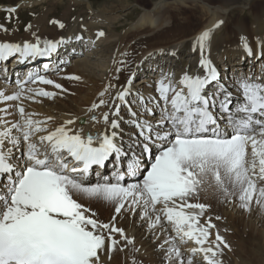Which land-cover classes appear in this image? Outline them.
Instances as JSON below:
<instances>
[{"label":"snow or ice","instance_id":"6c2138e0","mask_svg":"<svg viewBox=\"0 0 264 264\" xmlns=\"http://www.w3.org/2000/svg\"><path fill=\"white\" fill-rule=\"evenodd\" d=\"M9 11L15 12V8ZM211 35L206 30L198 36L201 50ZM242 47L252 54L246 40ZM56 48L57 43L50 41L44 48L27 42L22 47L0 43V60H7L15 53L25 57L46 56ZM200 66L206 70L202 76L186 73L178 85L169 77L159 82V98L165 107L156 124L161 130L167 127L168 131L161 134L148 121H133L144 140L155 138L160 143L159 154L139 182L121 183L125 176L117 173L115 183L85 184L93 166L104 167L113 154L115 158L126 155L116 143L117 131L94 138L61 125L46 135H37L46 131L47 120H34V114H26L22 106L18 107L22 123L9 126L0 117V264H100L99 253L105 248L113 250L118 244L112 233H120L127 239L122 229L92 218L95 213L74 199V193L114 203L117 214L125 209L126 203L133 211L142 207L145 217L149 211L159 213L150 227L166 220L182 241L187 238L200 246L191 249L193 253H204L207 264H221L217 259L222 251L220 244L229 246L217 234L212 242L215 249L203 247L210 236L209 229L215 226L210 221L201 225L199 217L207 206L189 201L211 177L226 196L230 194L229 185L238 189L242 208H249L257 192V203L264 202V187H257L258 181H264V120L253 117V114L264 116V81L256 82L253 78L240 82L244 101L238 111L244 116L229 119V132L218 126L211 109L219 107L229 112L231 101L227 97L231 93L218 89L219 96L224 98L217 103V96L208 95L207 87L217 81L218 72L205 58L200 60ZM37 79L44 84L53 83L43 76ZM128 93L129 89L125 88L118 93V99L123 102ZM37 95L54 94L39 90ZM19 97V93L5 96L0 92L3 100ZM103 119L108 122L107 113ZM73 123V120L65 122ZM110 128H119L116 119L111 120ZM13 130L19 135H14ZM21 141L26 144V151L21 159L14 160L13 150ZM144 151H149L147 144ZM140 168V158L132 159L127 165V175L137 176ZM172 252L177 258L181 255L179 248H173ZM187 264L192 261L188 260Z\"/></svg>","mask_w":264,"mask_h":264},{"label":"bare ground","instance_id":"6f19581e","mask_svg":"<svg viewBox=\"0 0 264 264\" xmlns=\"http://www.w3.org/2000/svg\"><path fill=\"white\" fill-rule=\"evenodd\" d=\"M129 1L131 4L135 3L139 7L141 6L140 8H142V11L139 20L134 25V31L131 33L128 32L127 34L125 33L124 35L119 33L118 27L115 25L116 20L120 19L119 17L121 15L113 16L110 9L104 11L97 10V8H94L92 1L89 2L88 5L92 12L88 13L86 17L80 14L73 18L70 21V27L66 31H64V26L62 28L60 27L62 22L65 23L64 16H68L66 13L54 22H46L45 28L23 34L20 38H14L12 35V40H6L7 36L3 32L4 27H0V37L2 38L0 39V43L18 44L22 47L24 43L27 42L30 44H38L41 48H44L46 42L49 41L57 43L55 51L50 52L46 56H40L44 62L41 67L42 69L49 67L54 69L57 67L54 64L55 60L57 61L60 57H64L68 58L69 61L74 62V66H77L80 70L77 76L67 75L65 79L62 78L64 79L63 81H58L57 84L61 85V88H64L63 90L65 94L61 100L60 98L59 100L55 99L49 107L46 105L40 106L38 104L37 109L47 113L46 116L43 114L46 120H48L49 117H53L56 112L59 114L61 113V116L50 121L52 122V129L38 133L37 135H46L48 132L55 130L56 126L58 127V125L60 126L63 124L73 132L79 131L84 134L87 127L84 124V126L77 124L75 122V119L77 120L76 117L79 115L84 116L85 114L90 115V112H97L99 118L96 120L89 119L86 121V124H91L90 131H95L97 133L94 138L102 133H109L113 130L119 133L116 143L122 148L126 155L115 158V154H113L114 159L117 161L115 167L118 173L127 170V166H125L127 161H131L136 157L144 159L145 161L144 146L147 144L149 148L155 147L157 142L155 138L151 141L144 140V138L139 135V130L133 123L136 118H134L135 116H133L130 106H132V99L136 97V92L134 89H131L128 84L131 75L137 68L145 72V75L140 77L138 84H150L153 87H150L152 90L155 86L158 90L159 82L165 77L170 78V76H173V82L178 85V81L182 77L180 76V73L184 70H193L197 75H204L206 70L200 66V60L202 58L209 60L218 72V79L207 87V93L210 94L213 92V95H216L218 98L217 103L219 102V99L224 98L219 96L218 89L231 93V95L227 97V99L231 101L229 112L225 113L221 111L219 107H215L212 111L217 123L221 122L220 125L226 127L225 129L227 130L231 129L228 123L229 119L236 117L242 118L244 116L243 113L238 111L244 101L242 99L244 98L242 89L239 86L240 82L244 79L251 81L253 78H255L256 82L264 81V0H159V2H154V9H148L145 7L147 0H125L124 5L117 9L114 8V4H111L110 7L113 6V12L117 11L126 13ZM35 5L37 4L33 5V3H31L29 7ZM115 5L118 6L119 4ZM192 6L200 8L203 12L195 23L188 18L192 14L187 13V8ZM162 13L166 14L159 18ZM90 14L92 15L89 16ZM205 14H211L212 18L210 19L209 16L206 17ZM167 18H172L174 24L179 23L181 26L176 30L166 29V27L163 26V22ZM208 18L209 23L205 24ZM182 19H184V22ZM218 22L222 23H220V26L217 28L215 25ZM0 24L8 26L6 22L0 21ZM206 30H210L212 35L207 41L205 48L201 50L197 43V38ZM100 32H103L104 35L100 36ZM145 33H149V35L143 36ZM139 36L141 37L138 39ZM130 39H135L136 43L129 45L127 50L122 51V45L133 41H130ZM245 40L251 48L252 54H249L248 50L242 47V42ZM140 52H142V54ZM17 54L18 55L14 54L11 57L15 58L13 65H10L8 62L10 57L7 60H3V68H0V74L3 75L0 76V80L4 79L3 81L7 82L5 78H11L14 73L20 72L23 66L28 67L26 73L29 69L34 71V69L37 68V64L40 63V58L38 56L25 57L21 56L19 53ZM121 61H123V63H121ZM219 64L223 69L224 76H226L230 84H225L221 81L222 72ZM239 70H241V72ZM26 73H24L23 76H25ZM229 73L231 75L239 74L234 82L230 80L231 77H228ZM46 75L49 76L48 73H45L43 76ZM60 75L61 74H59V76ZM69 77H78L79 79H70ZM30 85L31 84L27 86L26 91L30 89ZM224 85L228 87L230 85L228 91L224 87L221 89V86ZM11 87L12 86L7 87L6 85L0 84V90H7L5 96L14 95V93H18L20 90ZM125 88L129 89V93L122 102L118 99V93ZM45 89L46 88L41 87V90L46 91ZM37 92L38 91H34V93H31L30 95L24 94V97L31 96V98L35 99L45 97L37 95ZM70 93L72 96H70ZM101 93H103V95H101ZM158 98L156 99V102L159 105L162 103L164 105V102ZM101 100L105 101V103L101 104ZM75 102L83 106L80 110L82 114H79L80 111ZM127 102L130 104L129 107L127 106ZM93 105H99V107L94 108ZM163 105L162 110H164L165 107ZM117 106H119L118 109ZM7 110H9V112L7 111L8 114H5V117L13 118L17 116H15L9 108ZM52 112L54 113L51 115L50 113ZM68 113H70V115H68ZM105 113H107L109 117L107 123L103 119ZM2 114L0 115L2 116ZM159 114L160 120L163 111ZM2 117L4 118V116ZM253 117L254 119L264 120V116H260L259 114H253ZM34 119L37 120V117H34ZM113 119L118 121V129L110 128V122ZM10 120L11 119H9V121ZM19 120H21L20 117ZM68 120H73L74 123L66 125L65 122ZM153 127L158 131H161V134L168 131L167 127L162 130L159 129L156 123ZM96 143L97 141L94 140V145ZM22 148L23 146L19 145L18 150L22 151ZM131 153H134L135 155ZM143 164L144 162L141 160V166ZM109 166V160L105 162L104 167L93 166V168L89 170L88 175L94 174L99 176L100 174H107ZM141 179H131L126 181L125 184L139 182ZM210 181L212 185L216 186L212 179H210ZM261 184L264 185V183ZM259 185V182H257V187H259ZM216 189L217 187L215 189L213 187V189L211 188V190H208L210 192L213 190L212 193H214L216 192ZM235 190L239 191L238 189H234V191ZM219 191L217 190L216 194L213 195H210V193L207 192V195L205 194L207 196V202L203 201L204 205L207 206L205 212H207L208 215H211L212 219L209 217L207 220V214L206 216H202V220H204V223L206 224L208 221H213L221 215L220 222L217 225L215 224V227L213 228L214 230L212 229V234H219L229 247L225 248L223 244H220V249L222 251L217 259L221 261V264H233L232 257L238 256L239 263L236 264H241V261L246 263L243 259L246 250L243 251V248H240V246H242L240 242L243 237L239 242L240 246L238 243L239 247H237L236 238L238 240V238H240L239 236H244L245 233H248L249 235V232H251L250 235L257 236L258 238H256L259 240L258 242L255 240L258 244V252L256 251V248L252 249L258 254L256 255V252L254 253V251H252V254H255L254 257L249 258L252 263L249 262L246 264H264V202L255 203L254 205L249 206V208H242L240 206L241 201L231 205L233 208L238 207L235 218H233L234 216L232 217L230 213L228 214L225 205V203H228L226 201H229L230 199L229 195V199L226 197L225 200L219 195ZM202 194L204 193L202 192ZM237 194L239 195V192H235V196H237ZM256 196H258V192L254 195L252 203L256 202ZM234 199L236 200V197ZM203 200L205 199L203 198ZM232 202H234V200H232ZM113 207L98 206V213L101 212V214L93 216L92 218L97 219L101 223H108L114 225L116 228L122 229L123 233L125 232L124 237L127 239L122 238L120 233H112L113 238L118 241V244H116L113 250L109 251L105 248V250L99 253L100 264H176L173 260L169 263H164L162 261V263H159L160 260H162V257H164V253L167 252V249L165 251L161 249L160 252L157 249L163 247L160 246V243L164 239H168L167 248H170L172 244L178 242L176 240L178 237L175 235L176 232L174 231L173 225L162 219L161 222L154 227H150V224L148 223V225L145 226L146 224L144 225V223L146 221L151 222L159 213L149 211V216L145 217L144 209L138 207L135 209L134 215H130L132 217L128 219L125 215L127 212L125 214L119 213V216H115V214L111 212ZM228 210L230 209L228 208ZM233 210L235 212V209ZM216 212L218 213L217 216L214 214ZM244 213L246 214L243 215ZM113 217H115V219H113ZM220 226L228 228V233H220ZM234 227H236L235 231H233ZM157 232L160 233L158 239L156 236L152 237V234H157ZM155 238L157 240L153 242ZM245 238L247 239L246 236ZM128 240H131L132 242L128 243ZM180 241L179 238V243ZM217 243L219 242L217 241ZM246 243L247 241L245 244L243 243V247H247ZM256 243L255 245H257ZM123 244L128 245L125 250ZM191 244H193L192 246L190 245L193 248L200 247L194 242ZM213 246L209 244L207 245V242L203 245V247ZM254 246L252 245V247ZM184 247L186 246L184 245ZM213 248H215V246ZM143 249L146 250V252L141 253ZM248 249L249 248L247 247V250ZM249 252L244 258L248 259L247 255L249 256ZM233 254L234 256L231 257ZM236 257H234V259ZM237 258L235 260L238 262ZM191 260L194 261V264H207L204 259V253H197L196 256H192Z\"/></svg>","mask_w":264,"mask_h":264},{"label":"rangeland","instance_id":"374dc122","mask_svg":"<svg viewBox=\"0 0 264 264\" xmlns=\"http://www.w3.org/2000/svg\"><path fill=\"white\" fill-rule=\"evenodd\" d=\"M91 1L93 2L94 5L92 3L91 4L94 6V8H97V10L104 11V10H109L110 9L112 11V15L113 16L121 15L119 17L120 19L116 20V23H115V25L118 27L119 33L121 35H124L125 33L127 34L128 32L131 33V32L134 31V25L136 24V22L139 20V17L141 16V11H142V8H140L141 6L139 7L135 3H132L131 4V2L129 1V6L127 7L126 13L125 12L124 13L117 12V11L113 12V10H112L113 6H114V8L117 9L118 7H121L122 5H124L125 0H0V21L6 22L8 24V26H4L3 24H0V27H4L3 32L7 36L6 40H12L11 39V36L12 35H13L14 38H20L23 34L35 32L36 30L45 28L46 27V22H49V21L54 22L55 20H58L59 17L64 16V14L66 13L68 16L67 17L64 16L65 23L62 22V24L64 26V31H66L70 27V21L73 18L77 17L80 14L82 16H85L86 17L88 13H91L92 12L91 9H89V6H88L89 5V2H91ZM155 1L156 2H159V0H152V1L151 0H147V3L145 5V7L148 8V9H154V6H155L154 5V2ZM31 3H33V5L34 4H37V5L32 6V7H29L31 5ZM73 4H75V5H73ZM111 4H114V5L112 7H110ZM115 4H119V5L116 6ZM199 5H200V3H199ZM7 6H9L11 8H9ZM12 8H15V12L9 11V9H12ZM156 9H157V7H156ZM187 10H188L187 13L192 14L188 18L191 19L193 21V23H195L197 21V19L200 16L201 13L203 14V12H202V10H200V8H197V7H194V6H192L190 8H187ZM172 12H174V11H172ZM164 14H166V13H162L159 18H161L162 15H164ZM91 15L92 14H90L89 16H91ZM208 16H209L210 19L212 18V15L211 14L206 15V17H208ZM209 18H208V20H206V23L205 24H208L209 23ZM182 21L184 22V19H182ZM163 26L166 27V29H174V30H176L181 25L179 23L174 24V20L172 18H167L163 22ZM145 35H149V33L143 34V36H145ZM162 35H164V34H162ZM140 37L141 36H139L138 39ZM0 39H2V38L0 37ZM130 41H132V42H130ZM130 41H129L130 43L127 42L124 45H122L123 46L122 47V51L123 50H127L129 45L136 43V40L135 39H130ZM126 44H127V46H126ZM140 53L142 54V52H140ZM15 55H18V54L15 53ZM11 57H10V60H11V62H13L12 59H15V58H11ZM10 60L8 61L9 63H10ZM43 63L44 62L41 59V62H40V66L41 67H42ZM121 63H123V61H121ZM54 64L57 66L54 69H51V67L44 68V69L41 68L40 69V66H38L39 67V70L35 74H33L32 78L27 83H25V84H22V83L19 84V83H17V80H21L22 79V75H23L24 71H21L18 75L13 76L12 79H10L8 82H4V83H3V81L0 82V84L6 85L7 87H9L8 85H10V86H12L11 88L18 89V90L20 89L21 90V91L19 90V92H18L20 94V97L17 100H6V103H5V100L3 101V99L2 100L0 99V110H2V109H6L7 110L9 108L12 111V113H14L15 116L17 115L16 117H13V118L10 117L9 118V117H5L6 116L5 114H8L7 111L9 112V110H7L6 112L5 111H0V114L3 113L2 114V116H4L3 119L4 120L6 119L8 121L9 126L11 124L17 123V122H21L22 123V118H21V115H20V113L18 111V107H21L22 106L25 109V113L26 114H34L33 115V119H34V117L35 118L37 117V120H39V119L40 120H42V119L46 120L45 117H44V115L46 116L47 113L45 111H40L39 109H37L38 108V104L40 106L46 105L47 107H49V106H51L52 102L55 99L56 100H59V98H60V100H61V98H63V96L65 95L64 94V90H63L64 88H57V87H55V85L58 83V81L59 82H61V80L63 81L67 77V75H72V76L73 75H76L77 76V74H79L80 70L77 68V66H74V62H71V61H69L68 58H64V57H60L59 60H57ZM10 65H12V64H10ZM0 66H1V62H0ZM219 67H220L221 72H222L221 81H223L225 84H230V82L228 81V79L226 78V76H224V72H223V69L220 66V64H219ZM124 70H125V68H124ZM244 70H245V68H244ZM71 71H72V73H71ZM239 71L241 72V70H239ZM136 72H138V74H136L133 77V79L131 80V83L129 85V87L131 89H134L135 92H136V97L132 99V108H131V110L133 112L135 111L134 113H136V115H135L136 122H142L144 120V121H148L150 123H154L155 124L157 121H159V116H160L159 113L163 111L162 110V105H159L157 102L153 101L154 99H148L147 98V95L149 96L148 93H150L153 96H157L158 97L159 96V93H158L157 89H155V87L152 90L153 87L150 84H146V83L145 84H140V83L138 84L140 77H142V75H145V74L143 73L144 72L143 70H139L138 68L133 73L135 74ZM229 72H231V71H229ZM45 73H48L49 76L48 75L43 76V75H45ZM59 74H61V75L59 76ZM237 75H239V74L231 75L229 73L228 74V77L229 78L231 77L230 80L234 82V80L237 77ZM40 76H43L44 78L46 77V79H48V80L50 79L51 81H53V83H52L53 85L52 84H44L41 81H39V79H37V78L40 77ZM62 78H64V79H62ZM29 84H31L30 85V89L28 91H26L27 90V86ZM41 87L46 88L45 89L46 92L53 93L54 95L45 96L44 98H40L39 97V99L31 98V96L24 97V94L30 95L31 93H34V91L41 90ZM150 87H152V88H150ZM226 87H227L226 90L228 91L229 88H230V85H229V87L228 86H226ZM55 88H57V89H55ZM4 90H0V92H3ZM4 92H3V94L6 95L7 90H5ZM16 93H14V95H16ZM70 96H72V94ZM144 96H146V98ZM141 98H143V101H141ZM10 101H13V102H10ZM127 104L130 105L128 102H127ZM149 105H151V106H149ZM76 106L79 108V111L83 108V106L80 105L79 103H76ZM5 107H7V108H5ZM146 109H151V112L147 111ZM53 113L54 112H52L50 114L52 115ZM75 113H78V112H75ZM79 114H82V112L80 111ZM89 114L90 115L85 114L84 116H82V115L77 116L76 117L77 120L75 119V122L77 124H79V125H82V126L86 125L87 128H86V131H85L84 135H87V133H90L91 135H96L97 133L95 131L94 132H91L90 131V127L92 125L91 124L89 125L88 123L86 124V121L89 120V119L96 120V119L99 118V115H98L97 112H94V113L93 112H90ZM68 115H70V113H68ZM2 116L0 115V117H2ZM60 116H61V113L59 114V113L56 112V114L54 113V116L53 117H49L51 119H48L47 120L46 131H49L50 129H52V124H51L52 122H50V121L51 120L53 121L55 118L60 117ZM19 117H20L21 120H19ZM78 117H79V119H78ZM84 117H86V118H84ZM93 117H95V119H93ZM8 118L11 119L12 122H11V120L9 121ZM151 119H155V120H151ZM15 120H17V121H15ZM34 120H36V119H34ZM9 122H11V123H9ZM58 127H59V125H58ZM55 128H57V126ZM222 129H225V128H222ZM13 134L14 135H19V133L16 132V130H13ZM20 145L23 146L22 151H19L18 150L19 145H18V147L16 149L13 150V152H14V160L21 159L23 157L25 151H26V144L23 141H21V144ZM8 147H11V145H8ZM159 150H160V143L157 142L156 143V146L152 148V150L149 152V155L147 156V159H148L147 162H148V164L144 165L145 168L140 173V176L141 177H142V174L144 173V171L146 170V168L148 166H150V164L152 162H154V159L153 158L156 155L159 154L158 153ZM110 162H111L110 166H113V165L116 164L113 160H110ZM114 171H113V173H114ZM113 173L112 172H109L108 174H104L103 176H101V175L97 176V175H94V174L88 175L87 180L85 181V184L86 185H89V186H92V185H96V182L97 183H103V181L112 183V181L115 180ZM128 179H130V178L129 177H126V180L125 181H127ZM210 179H211V177H209L207 183H205L204 185L201 186V190L198 192V194L195 195V196H193L190 199V201H189L190 203H201V204H204L203 201L207 202L206 201V197H207L206 196L207 195L206 193L207 192H209L210 195H213V194H216L217 190L219 191L218 188L216 189V192H214V193H212L213 190L211 192L208 190V189L211 190V188L213 189V187H214V189L216 188V186L212 185ZM258 182L260 184L259 187H264V185L261 184V183H264V181H258ZM229 188H230L229 189V193H230L229 194V197H230V199H229L228 195L225 196V194L223 192H221V191H219V195H221L225 200H226V197H228V199H229L230 202L227 200L226 202H228V203H225V205L227 207V212H228V214L230 213L232 217L234 216L233 218H235V215H236V212L238 210V207L237 208H233V206H231V205H234L235 203H237V202L240 201L239 198L237 200V196H239V195L237 194V196H235V192H239V191H236V190L234 191V189L230 185H229ZM201 191L204 194H202ZM204 191H206V192H204ZM73 197H75L76 200L79 203H81L85 207L91 209V213H95V216L98 215V214H101L100 211H99L100 213H98V208H97L100 205H102L104 207H106V206L113 207L114 206L113 209H111L112 211L111 210L110 211L113 212V214H115V216H119V214H117L116 212H114L115 211V206H116L114 203L105 202L102 199L89 198L86 195L80 194V193H74L73 194ZM202 197L205 200H203ZM235 197H236V200L234 199ZM232 200H234V202H232ZM255 203H257V201L254 202V203H252L250 206L254 205ZM108 204H111V205H108ZM228 208L230 210H228ZM233 209H235V212H234ZM134 211L131 210L128 207V204L126 203L125 204V209H122L120 213H124L125 214L127 212L129 215L127 213L125 215L129 219L130 217H132L130 215H134ZM192 211L198 212L199 210L198 211L197 210H192ZM91 213H86V214L87 215H91ZM206 214H207V212H205V210H204L202 216H206ZM214 214L217 216L218 213L216 212ZM245 214L246 213H244L243 215H245ZM202 216L199 217V221H200V224L201 225H205L204 220H202ZM209 217H210V219H212L211 218L212 216L207 214V216H206L207 220L209 219ZM218 217H219V219H215L213 221H210L211 224H213L214 226H215V224L217 225L220 222L221 215L218 216ZM133 218H134V216H133ZM147 223L150 224V222L146 221L144 223V225L146 224L145 226H147L148 225ZM212 229L213 228H210L209 229L210 236H209L208 241H207V245L209 244L211 246L214 245L212 242L215 241V238H216V235L212 234V232L214 230V229L213 230ZM235 229H236V227H234V230L233 231H235ZM219 232L220 233H223V232L228 233V228H226V227L224 228V227L220 226L219 227ZM250 233L251 232H249V235H248V233H245L244 236H239L240 238H238V240L236 238L237 247H239L240 246V243H241L242 246H240V248L242 247L243 248V251L246 250L244 257H246V254H248V252H249V250L251 248V250H250L251 253L249 252V256L247 255L248 259L243 257L244 262H246V263L251 262V260L249 258L255 256V254H252L253 253L252 251H254L252 249H255V248L257 249L258 244L256 242L259 241L257 239L258 238L257 236L250 235ZM159 234H160L159 232H157V234L156 233H153L152 234V237L156 236L157 239H158ZM175 235H177V234H175ZM214 236H215V238H214ZM245 236L247 237V239L245 238ZM253 236H254V238H256V237L257 238L254 239ZM241 238H242V241H241ZM157 239L155 238L153 240V242H155ZM243 239H244V241H243ZM176 240L178 242L175 243V244H172V246H170V248L169 247L168 248L166 247L167 244H168V239H164L160 243V246H163V247L162 248H157L158 251L160 252L161 249L163 251H165L167 249V252L164 253L165 255L163 254L164 257H162V260H160L159 263H162V262H164V263H167L168 262L169 263V262H171L173 260V262H175L176 264H181V261H183V264H187V260H191L192 256H196L197 253L198 254L200 253V252L193 253L191 251V249H193V247H191L193 244H191V243H193V242L195 243L194 240H188L187 238H185V240L182 241L180 239L181 240L180 243H179V237L176 238ZM255 240H256V242H255ZM246 241H247V243H246L247 244V247L249 248L248 250H247V247H243V243L245 244ZM122 242H123V240H122ZM210 242H211V244H210ZM251 242H252V244H251ZM238 243H239V246H238ZM255 243L257 245H255ZM184 245L187 248L184 247ZM252 245L253 246L255 245V246L252 247ZM126 246H128V245H124L123 244L124 250H125ZM244 246H246V245H244ZM173 248H179L180 249L181 255H180L179 258L175 257V255L173 254V252H172V249ZM194 248H196V247H194ZM144 249L141 251V253L146 252V250H144ZM120 251H122V250H120ZM256 251L258 252V249ZM256 251H254V253ZM257 252H256V255L258 254ZM200 254H202V253H200ZM225 254H224V256H225ZM232 256H234V254L231 255V257ZM234 257H236V256H234ZM234 257H232L233 264L239 263V260H238L239 257L238 256H237L238 258L236 257L237 260H238V262L235 260L236 258L234 259ZM242 263L243 262L241 261V264ZM246 263H243V264H246ZM192 264H194V261H192Z\"/></svg>","mask_w":264,"mask_h":264}]
</instances>
